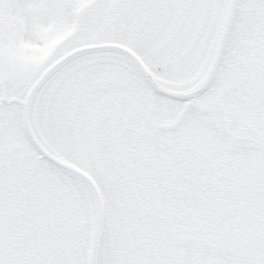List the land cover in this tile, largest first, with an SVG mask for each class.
<instances>
[{
    "label": "snow or ice",
    "instance_id": "snow-or-ice-1",
    "mask_svg": "<svg viewBox=\"0 0 264 264\" xmlns=\"http://www.w3.org/2000/svg\"><path fill=\"white\" fill-rule=\"evenodd\" d=\"M0 264H264V0H0Z\"/></svg>",
    "mask_w": 264,
    "mask_h": 264
}]
</instances>
